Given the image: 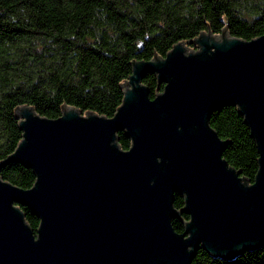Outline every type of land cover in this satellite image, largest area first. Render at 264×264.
Masks as SVG:
<instances>
[{
    "label": "water",
    "instance_id": "1",
    "mask_svg": "<svg viewBox=\"0 0 264 264\" xmlns=\"http://www.w3.org/2000/svg\"><path fill=\"white\" fill-rule=\"evenodd\" d=\"M150 73L165 84L154 98ZM124 92L112 117L70 105L58 118L16 109L23 138L0 170L22 162L36 181L22 188L0 176V264H192L200 247L232 259L264 245V34L202 32L165 57L134 61ZM227 105L257 145L252 183L209 123ZM20 206L40 218L36 232ZM183 212L190 219L178 232L172 219Z\"/></svg>",
    "mask_w": 264,
    "mask_h": 264
},
{
    "label": "trees",
    "instance_id": "2",
    "mask_svg": "<svg viewBox=\"0 0 264 264\" xmlns=\"http://www.w3.org/2000/svg\"><path fill=\"white\" fill-rule=\"evenodd\" d=\"M224 30L245 40L264 34V0H0V161L23 138L18 107L32 106L49 118L60 117L67 105L112 117L123 103L134 61L165 57L179 42ZM144 83L152 98L165 86L153 73ZM209 123L228 141L223 157L254 182L259 153L239 108H219ZM118 136L129 149L130 138ZM0 176L22 188L36 181L22 162L7 163ZM184 205V196L175 194L174 206ZM20 207L36 232L40 218ZM189 219L183 212L172 225L183 232ZM192 264H264V245L232 259L200 247Z\"/></svg>",
    "mask_w": 264,
    "mask_h": 264
},
{
    "label": "rangeland",
    "instance_id": "3",
    "mask_svg": "<svg viewBox=\"0 0 264 264\" xmlns=\"http://www.w3.org/2000/svg\"><path fill=\"white\" fill-rule=\"evenodd\" d=\"M194 48V47H193ZM194 50H196V48H194Z\"/></svg>",
    "mask_w": 264,
    "mask_h": 264
}]
</instances>
